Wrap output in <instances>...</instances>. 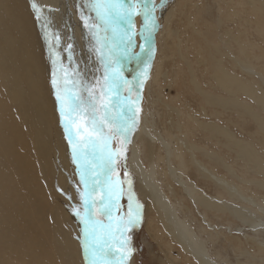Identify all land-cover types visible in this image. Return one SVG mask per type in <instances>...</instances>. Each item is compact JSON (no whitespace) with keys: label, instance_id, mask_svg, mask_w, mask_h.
Masks as SVG:
<instances>
[{"label":"bare ground","instance_id":"obj_1","mask_svg":"<svg viewBox=\"0 0 264 264\" xmlns=\"http://www.w3.org/2000/svg\"><path fill=\"white\" fill-rule=\"evenodd\" d=\"M88 2L0 0V264H90V257L84 249V225L74 214L76 209L83 211L80 193L84 186L80 182V171L73 163L72 147L65 131L67 117L61 119L56 88L50 79L53 75L58 86L70 89L72 84L64 82L75 80L77 72L83 80L93 84L103 76L104 70L92 51L95 41L81 18L82 13L85 17L90 15L86 7ZM124 2L128 4L132 0ZM247 2L251 12L264 15V0ZM147 4L150 8L149 0ZM169 10L165 7L158 11L165 26ZM122 28L131 34L133 27L124 24ZM145 35L137 41L133 51L129 48L127 57L130 59L123 55L124 44L119 49L123 77L131 82V99L137 100L139 95L137 104L140 111L135 128L128 133L127 142L122 143L121 138V143L115 147L112 142L111 148L116 152H127L128 172L133 178L135 194L145 205L146 220L149 221V211L154 212L165 235L182 251L184 261L221 264L223 261L215 263L217 260L214 262L212 256H208L205 247L207 237L201 238L193 229L191 208L203 231L212 230L214 226L209 223V211L215 209L222 213L226 205L221 194L208 196L198 183L204 187L214 180L216 186L222 188L224 181L195 163L192 153L195 147L186 143L190 142L189 138L186 141L182 139L180 143L169 133L162 136L154 126L153 113L151 115L147 108L148 100L143 98L141 101V92L160 75L162 59L158 54L162 49L158 53L151 36L146 40ZM158 43L161 44V40ZM247 70H250L248 65L243 67V71ZM253 93L245 91L244 94L250 95L247 99L257 107L263 106L262 93L258 96ZM121 95L129 94L125 90ZM196 126L208 134L214 132L213 127L194 123V128ZM183 135L186 137L185 133ZM183 155L192 167L199 170L193 169L196 170L193 171L194 180L188 176L189 171H185ZM112 179L121 181L116 171ZM176 197L188 204L180 203ZM257 209L264 215V206ZM250 211L243 214V209L238 208L234 214L241 222L259 230L262 220H248ZM261 227L264 232V226Z\"/></svg>","mask_w":264,"mask_h":264},{"label":"rangeland","instance_id":"obj_2","mask_svg":"<svg viewBox=\"0 0 264 264\" xmlns=\"http://www.w3.org/2000/svg\"><path fill=\"white\" fill-rule=\"evenodd\" d=\"M139 2L143 4L142 0ZM246 2L163 0L162 3V0H149L150 8L155 6L153 17L157 24L155 32L150 35L151 40L158 53L162 49L158 54L159 59H162L158 71L161 76L158 75L150 87L142 89L141 101L143 98L148 100L147 108L151 115L153 113V124L162 136L169 133L180 143L182 139L186 141L189 138L190 142L186 143H192L195 147L192 151L195 163L201 169L211 170L210 173L214 172L212 174L215 177H221L224 181V188L216 186L214 180L204 187L198 183L208 196L221 194V200L226 205L222 213L215 209L209 211V223L211 227L214 226L212 230L203 231L193 208L189 206L193 229L201 238L207 237L205 247L208 256H212L213 261L217 260L215 263L223 261L221 264L264 263V232L261 231L264 215L257 209L258 206H264V105L257 107L247 99L250 95L244 94L245 91H254L253 95L256 96L262 93L261 101L264 102V15L251 12L249 2ZM165 7L170 8L166 26L158 16V11ZM132 20L131 51L136 48L141 36L146 34L143 13L134 15ZM157 40H161V44ZM247 65L250 70L243 71ZM257 74H261V79ZM58 83L62 84L60 80ZM142 105L145 103L142 102ZM194 123L213 127L217 133L208 134L202 127L194 128ZM206 136L210 138L206 139ZM120 143L121 138L113 141L115 147ZM119 153L121 156L116 166L126 193L119 202L117 217H126L128 214V180L132 182L133 208L136 204L142 206L140 223L126 234L132 252L125 264H194L184 261L182 251L165 235L154 212L149 211V221L146 220L145 205L135 194L133 178L128 172L127 152L121 150ZM183 163L187 167L185 171H189L188 176L194 180L193 171L197 168L192 167L184 155ZM176 199L180 200L179 197ZM180 203L188 204L187 201ZM238 208L243 209V214L251 210L248 220H262L260 229H253L249 223L241 222L234 214Z\"/></svg>","mask_w":264,"mask_h":264},{"label":"snow or ice","instance_id":"obj_3","mask_svg":"<svg viewBox=\"0 0 264 264\" xmlns=\"http://www.w3.org/2000/svg\"><path fill=\"white\" fill-rule=\"evenodd\" d=\"M86 7L90 15L85 17L82 13L81 18L95 41L92 51L104 70L103 76L93 84L83 80L77 72L75 80L64 82L72 84L70 89L58 86L55 76L52 82L61 119L67 117L65 131L72 147L73 163L80 171V182L84 186L80 193L83 211L76 209L74 214L84 225L85 252L90 257V264H125L132 252L126 234L140 223L142 206L136 204L133 208L132 182L128 180V214L116 216L126 190L123 181L112 179L116 171L114 165L121 153L113 151L111 144L119 138H123L122 143L127 142L128 133L136 126L140 108L137 104L139 95L137 100L131 99V82L123 77L119 49L124 44L123 55L127 57L132 34L122 25L134 27V15L143 13L145 39L150 38L155 30V6L149 8L147 0L143 4L139 0L128 4L124 0H89ZM125 90L129 95H121Z\"/></svg>","mask_w":264,"mask_h":264},{"label":"water","instance_id":"obj_4","mask_svg":"<svg viewBox=\"0 0 264 264\" xmlns=\"http://www.w3.org/2000/svg\"><path fill=\"white\" fill-rule=\"evenodd\" d=\"M116 165V164H115ZM115 169H116V175L119 174V170L117 169V166H115ZM118 170V171H117Z\"/></svg>","mask_w":264,"mask_h":264}]
</instances>
